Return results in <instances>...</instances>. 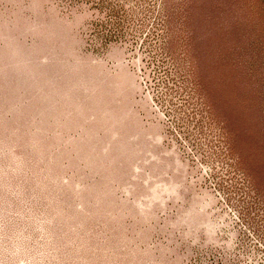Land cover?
Segmentation results:
<instances>
[{
  "label": "rangeland",
  "instance_id": "rangeland-1",
  "mask_svg": "<svg viewBox=\"0 0 264 264\" xmlns=\"http://www.w3.org/2000/svg\"><path fill=\"white\" fill-rule=\"evenodd\" d=\"M0 264H264V0H0Z\"/></svg>",
  "mask_w": 264,
  "mask_h": 264
}]
</instances>
